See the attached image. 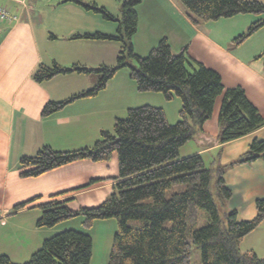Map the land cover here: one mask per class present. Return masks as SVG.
I'll return each instance as SVG.
<instances>
[{
  "label": "trees",
  "instance_id": "16d2710c",
  "mask_svg": "<svg viewBox=\"0 0 264 264\" xmlns=\"http://www.w3.org/2000/svg\"><path fill=\"white\" fill-rule=\"evenodd\" d=\"M65 1L117 22L104 7L82 0ZM177 1L195 25L243 14L258 16L247 32L236 38L237 43L264 27V3L258 0ZM139 3L141 0H122L118 35L95 32L70 37L121 41L116 66L66 68L53 62L33 71L32 79L39 84L75 71L99 74L93 88L59 102L49 101L41 116L51 115L79 98L95 96L117 70L128 66L139 92L160 93L167 101L179 99V119L171 124L158 106L129 108L126 117L117 118L112 131H101L91 146L62 151L44 145L33 156L21 157L19 175L23 178L38 177L79 160L108 163L113 155L117 159L115 183L101 204L71 210L64 202H47L40 206L36 227L52 228L78 216L86 228L95 220L114 219L116 230L107 264H189L192 244L200 251L201 264H264V258L252 251H239L243 238L264 220V198L255 201V216L246 221L237 219L235 209L222 217L214 200L218 197L224 206L231 197L223 181L226 169L264 161V140L254 139L241 156L214 169L206 167L200 154L179 156L186 143L202 134L219 96V134L212 143L225 144L249 135L262 128L264 120L241 87L224 88L220 75L190 59L186 47L175 54L164 37L147 55L136 54L132 38L137 32ZM127 59L136 64L129 65ZM200 211L205 213L207 223L197 227ZM91 255L90 235L64 230L45 239L27 261L15 263L0 254V264H89Z\"/></svg>",
  "mask_w": 264,
  "mask_h": 264
},
{
  "label": "crops",
  "instance_id": "0c3cea01",
  "mask_svg": "<svg viewBox=\"0 0 264 264\" xmlns=\"http://www.w3.org/2000/svg\"><path fill=\"white\" fill-rule=\"evenodd\" d=\"M94 4L97 5L96 2ZM0 5L18 17L16 21L0 20V254L7 255L15 263H22L41 247L45 239L60 230H67L66 225L36 227L42 204L51 201L64 202L71 210L98 206L111 193L118 168L116 155H113L108 163L79 160L38 177H20V158L33 156L44 145L64 151L93 144L90 138L79 143L64 142L74 133L87 137V129L92 125L91 120L97 119L95 123L100 126L102 121L92 115L90 105L85 103L72 108L79 102L77 99L51 115L41 116L46 103L62 101L75 91L59 89L50 92L42 83L33 81L31 75L39 65H48L45 60L66 68L74 66L75 63L72 62L88 57L94 47L99 49L101 45L100 42L81 44V47L80 42L74 44L81 40L70 39L72 35L92 31L79 33L76 27L68 26L70 23H66L67 33L59 32L60 28L66 27L63 23L58 26L57 31L50 28L51 24L43 25L49 13L48 8L57 14V18L50 17V20L56 19V23L63 19L82 18L91 12L98 17L95 14L98 12L86 10L65 0H0ZM41 10L43 13L40 14ZM60 11L63 15H60ZM68 12L73 18L66 15ZM183 15L189 24L182 20L186 28H177L181 36L180 41L177 38V42L171 43L167 37L161 35L162 37H156L153 42L165 37L175 54L186 47L190 59L202 63L220 75L224 88L241 87L264 120V55H261L264 51V27L243 42H236V38L246 33L251 22L258 16L253 15L254 17L249 19L248 15H239L238 17L249 20L240 23L224 20L213 26L207 23L195 25L185 12ZM94 32L102 33L98 30ZM165 33L166 31L161 32ZM135 35L132 38L133 47H136ZM60 37L63 42L58 45L56 41ZM156 45L157 43L149 44L143 54H147ZM66 49L71 54L66 53ZM137 54L144 56L139 52ZM100 64L105 66V63L95 66L99 67ZM84 66L90 65L84 63ZM58 76L47 82L57 79ZM221 102L222 96H219L210 119L202 126V134L195 135L180 149L181 158L208 153L210 168L214 169L241 156L254 139L264 140L263 126L249 135L225 144L212 143L219 134ZM152 106L162 107L165 111L163 106ZM165 115L169 121L167 111ZM186 145H189L190 150L182 152ZM223 181L231 191V197L236 189L237 195L242 194L248 201L246 204L251 202L254 205V210L248 212L249 217H242L245 220L240 221L252 219L255 216V201L264 198V161L256 160L228 168L223 173ZM231 197L230 205L233 208ZM17 205L20 207L17 208ZM235 210L238 216V209Z\"/></svg>",
  "mask_w": 264,
  "mask_h": 264
},
{
  "label": "rangeland",
  "instance_id": "374dc122",
  "mask_svg": "<svg viewBox=\"0 0 264 264\" xmlns=\"http://www.w3.org/2000/svg\"><path fill=\"white\" fill-rule=\"evenodd\" d=\"M85 3H93L95 1L99 7H104L108 13L113 16H116V21L107 20L102 18V15L99 13H95L98 17L93 15V13H87L82 18L71 17L70 12L66 13L69 18H73L72 20H64L60 23H56V19L50 20V17L57 18V14L53 13L51 8H48V15L44 19L43 25L51 24L50 28L58 30V26L63 23L66 27L60 28L59 32L67 33L68 27L66 23H70L69 27H76V30L81 33L82 31H92L91 33H95L94 31H101L105 34L110 35H118L117 31L119 28L118 20H120V5L122 0H83ZM264 3V0H258ZM94 2V3H95ZM52 5V4H51ZM55 5V4H54ZM5 7V6H4ZM64 10V9H63ZM92 11V10H91ZM137 15H138V32L134 37V42L136 47H133L134 52L137 54L145 53L146 47L153 42L156 37H162L164 35L171 43L177 42V38L181 39L180 33L177 28L185 29L181 22L188 23L186 19H184V9L182 5L177 0H141V3L136 7ZM60 15H63V12L60 11ZM43 13L41 10L40 14ZM13 14V13H12ZM90 14V15H89ZM15 15V14H14ZM65 15V14H64ZM248 15V18L254 17L252 14H243ZM239 15L229 18V19H219L216 21H206L201 22L200 24H215L217 22H223L224 20H232L236 23H240L242 21H246L249 19H242L238 17ZM51 21V22H50ZM254 20L251 22L253 23ZM189 24V23H188ZM218 25V24H216ZM162 31H166L165 34H161ZM84 33V32H82ZM69 38V37H68ZM81 41H77L74 44L79 43V47L81 44H93L92 42H100V48L94 47L92 49L91 54L88 57L81 58V60H77L74 65H90L87 67H97L99 63H105L106 66H116L117 57L122 48L121 41H113V40H89L86 38H77ZM63 42V38H58L56 44L60 45ZM88 42V43H87ZM96 44V43H95ZM145 46V47H144ZM80 49V48H79ZM66 53L71 54V52L66 49ZM174 53V52H173ZM147 55V54H143ZM98 56V57H97ZM94 57V58H93ZM48 66H51L52 63L50 61L45 60ZM129 65L134 66L136 63L127 59ZM92 65V66H91ZM97 65V66H95ZM101 66V64L99 65ZM69 66L68 68H71ZM129 67H123L116 71L114 76L109 79L104 89L100 90L95 96L79 98V102L76 103V108L82 104H89L91 113L94 117L102 121L100 126H97L95 120L92 121V125L88 128V135L74 133L70 135L67 140H64L65 143H79L81 140L84 141L86 138L92 139L91 142L94 143L96 138L98 139L100 136V132L103 130L112 131L113 125L117 118H125L127 115V110L129 108L139 107L142 105H160L165 107V111H167V117L171 124L176 123L179 119L178 109L180 107V101L178 98H173L171 101H167L164 99L163 95L160 93L153 92H139L136 88L135 82L130 78ZM99 74L95 72H72L67 75H59L57 79H53L50 82H43L42 85L48 89L50 92H55L57 90H72L75 91L74 94L79 92H83L93 88L94 85L98 83ZM59 92V91H58ZM73 94V95H74ZM72 96V95H70ZM69 96V97H70ZM68 97V98H69ZM89 98V99H88ZM77 101V100H76ZM55 102V101H54ZM176 118V119H175ZM103 125V126H102ZM95 126V127H94ZM103 127V129L99 128ZM95 139V140H93ZM66 144V145H68ZM190 145L193 143H189ZM58 145V144H57ZM71 146V145H68ZM188 146V147H186ZM182 152H186L189 149V145H186ZM60 147V146H59ZM57 148H54L56 150ZM206 167H211V160L208 153L202 155ZM232 162V161H231ZM230 163V162H229ZM228 164V163H227ZM231 197L233 200V208L230 205V199L225 201V205L222 206L218 197H214L215 203L218 206L219 213L222 217L226 212H230L232 209H238L237 219H242V217H249V210H254V205L243 197L237 195L236 189ZM256 213V210H255ZM249 219V218H248ZM207 223L206 215L203 211L199 212V221L197 227H202ZM67 226V230H75L83 233H87L92 238V255L89 264H107L108 257L112 245V239L116 230V223L114 219H106V220H95L91 224L90 227L86 228L82 224V217H73L71 219L65 220L56 226L62 227ZM70 228V229H69ZM79 229V230H78ZM66 230V229H64ZM64 230H60L57 233H60ZM56 233V234H57ZM189 264H201L200 261V251L199 249L191 245ZM240 253L250 252L252 251L258 257L264 258V220L259 224V226L247 234L241 243L239 244ZM32 253V252H31ZM30 253V254H31ZM15 259L16 256L13 255Z\"/></svg>",
  "mask_w": 264,
  "mask_h": 264
},
{
  "label": "built area",
  "instance_id": "2783aa9c",
  "mask_svg": "<svg viewBox=\"0 0 264 264\" xmlns=\"http://www.w3.org/2000/svg\"><path fill=\"white\" fill-rule=\"evenodd\" d=\"M23 2L24 0H17ZM18 17L12 14L6 7L0 5V20L2 21H16Z\"/></svg>",
  "mask_w": 264,
  "mask_h": 264
}]
</instances>
